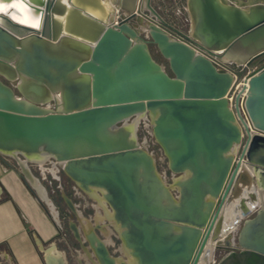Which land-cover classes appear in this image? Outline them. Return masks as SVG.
I'll return each instance as SVG.
<instances>
[{
	"label": "water",
	"instance_id": "obj_1",
	"mask_svg": "<svg viewBox=\"0 0 264 264\" xmlns=\"http://www.w3.org/2000/svg\"><path fill=\"white\" fill-rule=\"evenodd\" d=\"M16 1L35 23L0 0V154L56 221L33 166L50 161L98 201L108 225L86 220L61 191L91 264H264V65L247 76L243 106L255 133L237 158L242 131L228 102L245 66L264 56V0H186L200 47L164 24L150 0H120L123 17L110 10L106 21L73 0ZM67 9L77 25L63 27ZM146 119L169 179L139 141ZM107 226L118 255L94 230ZM35 241L46 264H67L55 244ZM218 245L230 250L216 261Z\"/></svg>",
	"mask_w": 264,
	"mask_h": 264
},
{
	"label": "crops",
	"instance_id": "obj_2",
	"mask_svg": "<svg viewBox=\"0 0 264 264\" xmlns=\"http://www.w3.org/2000/svg\"><path fill=\"white\" fill-rule=\"evenodd\" d=\"M38 168L42 175L41 184L58 209L55 200L49 195L50 181L46 180L49 173L56 176L57 168L50 161ZM161 173L169 179L164 168ZM60 218L56 221L48 206L27 185L18 169L7 166L0 159V264H46L36 238L45 246L55 244L67 264L69 257L77 264H91L80 247L69 243L65 230L62 229L61 233ZM108 243L109 246L113 244L111 237Z\"/></svg>",
	"mask_w": 264,
	"mask_h": 264
},
{
	"label": "rangeland",
	"instance_id": "obj_3",
	"mask_svg": "<svg viewBox=\"0 0 264 264\" xmlns=\"http://www.w3.org/2000/svg\"><path fill=\"white\" fill-rule=\"evenodd\" d=\"M228 3L232 4V1L228 0ZM116 19L119 20L121 17H123V14L126 12L121 1L117 0L116 3ZM150 6L157 12V14L159 15V17L161 18L162 22L164 24H166L167 26H169L170 28L179 31L183 34H187L191 37L189 30H190V16H189V12L187 9V3L186 0H150ZM192 38V37H191ZM150 51L153 55V57L156 58V60L164 65L167 66V62L166 60L161 56V54L159 52L156 51V48L154 45H150ZM259 59H256L255 61H253L250 65L249 68H252L255 63L258 61ZM234 66V65H232ZM138 137H139V141H143L144 137L147 136L145 129H144V123H140L139 124V128H138ZM148 137H151L150 135ZM156 153H158V151H156ZM5 160L7 162H9L10 164H15L17 167L16 162L14 161V159L10 158V157H5ZM158 167H159V171H163L164 165L162 164V162H160V160L158 159L157 161ZM33 171L34 173L37 175L38 172V168L36 166H33ZM62 180L65 181V185H61L60 190H62L63 192H65L69 197H71L76 203H78L80 201V197L77 196L76 194H74L72 188H71V184L68 182L67 177L63 174L62 176ZM46 180L49 181L50 180V176L47 175L46 176ZM59 183V182H58ZM88 206L86 208H81L79 209L80 214L82 215V217L85 218H96V220L98 219L100 222L102 221L103 223H105L106 225L107 222H105L104 220V215L101 212V210L98 208V205L92 200V199H88ZM59 205L61 204L62 209L64 208V203H62V201L59 199ZM93 207V208H92ZM108 209V207H106V210ZM98 210V211H97ZM96 215V216H95ZM98 215V216H97ZM252 215V214H251ZM94 221V219H93ZM241 224V223H240ZM239 224V226H240ZM65 227V226H64ZM107 228H109L107 226ZM65 232H66V237L69 240V243L74 244V246L76 248H78V245L75 243L70 231L67 229V227L64 228ZM109 232H111L110 228H109ZM108 232V234L102 233V236H104L103 238H105L107 241L110 242V233ZM115 242V240L113 241V243ZM62 244V243H61ZM60 244V245H61ZM117 245H110V249L113 253H115L116 255H118L119 253H117V251L119 250V241L116 242ZM225 249V250H224ZM227 248H224L223 245H218L216 246L215 249V254H214V258L215 260H219L225 253H227L226 251ZM69 264H77L72 258L69 257ZM89 264V263H87Z\"/></svg>",
	"mask_w": 264,
	"mask_h": 264
},
{
	"label": "built area",
	"instance_id": "obj_4",
	"mask_svg": "<svg viewBox=\"0 0 264 264\" xmlns=\"http://www.w3.org/2000/svg\"><path fill=\"white\" fill-rule=\"evenodd\" d=\"M174 31L177 33V35L180 38L188 40L193 45V47L194 46L200 47L198 42L196 40L192 39L189 35L183 34V33L176 31V30H174ZM232 65H234V66H232ZM262 65H264V58H261L260 60H258L252 68H249V66H245L244 74H243L242 78L235 84L232 93L230 94V96H228L229 106L232 109V111L235 115L236 121L239 124L241 131H242L241 141L235 146V157L236 158L239 157L241 154H244L247 151L250 138L252 137L253 133H255V131L252 129V126H251V124L248 120V117L246 115V112H245V109L243 106V100H244L246 93H247V80H248L247 76H248V74H250L252 71L257 70ZM230 66L235 70H239L242 67H244V64H242V65L230 64ZM141 123H144V129H145V132L147 134V136L144 137V140L141 141V143H143V145L151 153H153V155H155L156 161H158V159H159L160 162H162V164L164 165V171H165V173L168 174L166 159L164 158L162 151L159 148V146L155 143L153 135L151 133L150 120L146 119V120H143ZM149 135L151 137H148ZM156 151H158V153H156ZM157 166H158V164H157Z\"/></svg>",
	"mask_w": 264,
	"mask_h": 264
},
{
	"label": "flooded vegetation",
	"instance_id": "obj_5",
	"mask_svg": "<svg viewBox=\"0 0 264 264\" xmlns=\"http://www.w3.org/2000/svg\"><path fill=\"white\" fill-rule=\"evenodd\" d=\"M261 58H264V56H260L258 59L260 60ZM37 167V166H36ZM38 168V167H37ZM41 174V172H40V170H39V168H38V172H37V175H40ZM64 173L59 169H57V171H56V176H52V174L51 173H49V176H50V185L48 184V186H49V195L55 200V202H56V204H57V207H58V210H59V214H60V216L59 217H61L60 219H61V224H62V226H61V233H62V229L64 230V228L65 227H67V229L70 231V233H71V235H72V237H73V239H74V241H75V243L78 245V247H79V244H78V242L76 241V239L74 238V236H73V233H72V231L70 230V228H69V225H68V219L69 218H72L74 221H76L77 222V224H79V221L77 220V218L75 217V216H73L71 213H70V211H69V209H68V207H67V205L65 204V202L63 201V199H62V197H61V191L62 190H60V187H61V185L63 186V185H65V181L64 180H62V175H63ZM65 175V174H64ZM66 176V175H65ZM67 177V176H66ZM67 180H68V182L71 184V188H72V190H73V192H74V194H76L77 196H79L80 197V201L78 202V203H76L72 198V200L75 202V204L77 205V209L79 210V209H81V208H86L89 204H88V199H92L97 205H98V208L99 209H101V212L103 213V215H104V220H105V222H107V220L105 219V212L103 211V209H102V207H100L99 206V204H98V201L96 200V199H94V198H92V197H90L89 195H87V194H85L84 192H82L81 190H79L76 186H75V184L67 177ZM59 182V183H58ZM61 184V185H60ZM59 199L62 201V203H64V208L62 209V207H61V204L59 205ZM93 208V207H92ZM85 218V217H84ZM86 220L88 219V218H85ZM89 220L93 223V219H91V218H89ZM101 223H102V221H101ZM65 226V227H64ZM94 230H95V232L97 233V234H99L101 237H102V231L100 230V229H98V228H96V227H94ZM110 235H111V238L113 239V241L115 240V242L113 243V245H117L116 244V242H118L119 241V239L115 236V234H114V232H111L110 233ZM119 243H120V241H119ZM119 245V244H118ZM224 248H226L225 246H223ZM109 248H110V246H109ZM111 250V249H110ZM225 250V249H224ZM230 249L229 248H227L226 249V251L228 252ZM117 253H119V250L117 251ZM114 255H116L115 253H113ZM89 259V258H88ZM90 261V260H89ZM90 263H91V261H90Z\"/></svg>",
	"mask_w": 264,
	"mask_h": 264
},
{
	"label": "bare ground",
	"instance_id": "obj_6",
	"mask_svg": "<svg viewBox=\"0 0 264 264\" xmlns=\"http://www.w3.org/2000/svg\"><path fill=\"white\" fill-rule=\"evenodd\" d=\"M32 1L34 2L36 0H32ZM59 1L61 3H64V4L66 3V0H59ZM116 1L117 0H114V2L112 3L111 0H106L105 3L100 4L99 7H97V8L96 7H93L90 4V1L89 0H73V4H78V5L83 6L84 9L87 10L88 12H90L94 17H96V18H98L100 20H105L106 21V20H108V15H109L110 10L116 11V5H115V2ZM9 4L10 5H14V4H20V3L17 2L16 0H9ZM0 8H3L4 9L5 8V4L2 3V2H0ZM13 10H14V12L17 13V15L19 16V20L22 23H24V24H30V25H32L33 23H35V19H34L33 14L29 13L28 11H26L23 8V6L22 7H14ZM69 10L70 9H67L65 17L62 19L63 27H67V26L70 27V26L77 25L76 24L77 22L75 21V18H73L74 16H71V13L68 12ZM56 20H57V18H56ZM232 57L235 59L236 57H238V55L237 54L236 55H232ZM247 168L250 169V167H247ZM257 199H258V202L259 203L260 202L264 203V193H259V195H257ZM232 205L233 204L231 203L230 206H232ZM229 208L230 207H228L226 209V212L227 213H229V210H230ZM226 236H227V233L221 234V237H219V240L218 241L224 242ZM212 243L213 242H210L209 244H212Z\"/></svg>",
	"mask_w": 264,
	"mask_h": 264
},
{
	"label": "trees",
	"instance_id": "obj_7",
	"mask_svg": "<svg viewBox=\"0 0 264 264\" xmlns=\"http://www.w3.org/2000/svg\"><path fill=\"white\" fill-rule=\"evenodd\" d=\"M0 159L3 161V163H5L7 166H12V167H14V168H16L17 169V167H16V165L15 164H10L9 162H7L6 160H5V158L0 154Z\"/></svg>",
	"mask_w": 264,
	"mask_h": 264
},
{
	"label": "snow or ice",
	"instance_id": "obj_8",
	"mask_svg": "<svg viewBox=\"0 0 264 264\" xmlns=\"http://www.w3.org/2000/svg\"><path fill=\"white\" fill-rule=\"evenodd\" d=\"M11 6H13V7H22V5H20V4H14V5H11ZM0 10H5V9L0 8Z\"/></svg>",
	"mask_w": 264,
	"mask_h": 264
}]
</instances>
